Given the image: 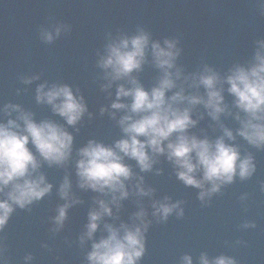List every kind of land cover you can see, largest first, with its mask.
<instances>
[{
    "label": "water",
    "instance_id": "95a60500",
    "mask_svg": "<svg viewBox=\"0 0 264 264\" xmlns=\"http://www.w3.org/2000/svg\"><path fill=\"white\" fill-rule=\"evenodd\" d=\"M140 32L149 36L145 63L129 77L111 80V69L100 66L108 45ZM45 33L52 34L50 42ZM165 40L175 42L179 50L169 71L181 73L166 96L183 87L184 95L206 99L202 85L190 87L193 78L198 81L205 69L220 78L217 88L222 89L225 112L213 120L203 104L190 106L184 101L178 106L191 107V117L197 121L186 134L213 143L223 137L225 143L237 147L241 158H253L255 171L244 179L237 174L231 183L201 200V191L211 185L205 182L203 189L185 185L166 152L153 156L155 163L149 171H141L134 159L124 157L133 175L124 182L128 197L117 206L110 192L80 187V149L89 141L114 147L125 138L119 120L130 113L111 107L117 89L133 87V78L149 92L158 86L163 70L154 63L151 44L166 47ZM260 42H264V0H0V123L13 119L22 128L19 112L4 111L6 105H19L35 122L51 121L73 137L70 156L62 164L50 165L29 143L40 165L33 178L43 175L52 187L24 208L13 205L0 228V264H90L93 243L109 234L105 225L120 229L122 235L121 225L143 226L135 215L141 210L147 230L145 252L137 264H185V256L191 257L192 264H201L202 255L210 264L221 256L232 258L235 264H264V146L258 148L238 134L246 114L236 107L226 82L236 67L248 69L255 63ZM41 84L45 90L66 85L75 96H82L87 109L82 118L68 125L51 105L38 102ZM119 102L130 104L131 97ZM225 128L234 139L224 135ZM175 138L174 134L171 140ZM196 177L202 179V171ZM65 178L70 183L67 199L60 194ZM137 184L150 190L149 194L140 195ZM10 190L11 186L0 193V200L7 199L5 193ZM100 200L108 203L112 215L102 216L88 238L89 213L99 210ZM161 203H179V207L164 219L154 215V205ZM65 204L70 205L66 217L57 225L58 210Z\"/></svg>",
    "mask_w": 264,
    "mask_h": 264
},
{
    "label": "clouds",
    "instance_id": "9594fccd",
    "mask_svg": "<svg viewBox=\"0 0 264 264\" xmlns=\"http://www.w3.org/2000/svg\"><path fill=\"white\" fill-rule=\"evenodd\" d=\"M44 38L50 42L53 36L45 33ZM164 43L166 47H161L158 42L151 44L154 63L163 70L158 86L149 92L133 78L130 80L133 87L126 89L121 85L117 89V100L111 107L117 110L128 109L130 113L119 120L125 138L116 141L114 147L89 141L86 147L80 149L81 159L77 161L80 187L101 193L110 192L112 203L117 206L120 200L128 197L124 182L133 175L130 166L124 163V157L134 159L141 171H149L155 163L153 156L166 152L168 159L179 169L177 176L185 185L201 189L205 182L211 185L206 191H201V200L219 191L222 184L231 183L237 174L244 179L255 171L253 158L250 155L241 158L237 147L225 143L223 137L213 143L208 139H198L186 134L197 121L191 117V107L178 106L184 101L190 106L203 104L213 120H218L220 114L225 112L222 89L217 88L220 78L211 69H205L198 81L193 78V85L190 87L202 85L206 89V99L197 95H184L183 87L170 97L166 96L168 91L176 87V80L180 79L181 73L179 70L175 73L169 71L174 68L179 55V50H175V42L165 40ZM148 46L149 36L144 32L121 38L108 45L107 54L101 57L100 66L111 69L108 73L111 80L129 77L145 63ZM226 82L229 85L228 92L235 97L236 107L246 114V118L240 121L242 127L238 134L258 148L264 146V42H260L255 63L248 69L236 67ZM45 88L44 84L37 88V101L51 105L53 111L64 117L68 125H75L87 110L83 97L75 96L66 85H53L47 90ZM122 97H131V103L119 102ZM10 108L20 113L17 119L23 122V127L13 119L0 123V193L11 186V190L5 193L7 199L0 200V228L7 223L14 210L13 205L24 208L51 190L52 185L46 183L43 175L35 178L32 176L40 165L29 149V143L35 146L40 157L50 165L66 161L73 143L72 135L62 126L51 121L37 123L32 119V114L23 112L19 105H6L4 111L8 113ZM237 119H240L239 115ZM174 134L176 138L173 141L171 137ZM224 135L229 139L235 138L227 128L224 129ZM141 137L144 139H140ZM149 149L152 155H149ZM198 171H202V179L196 177ZM136 187L140 195H148L150 192L145 191L140 184ZM69 189L70 183L65 178L60 188L63 198H68ZM75 202L77 201H73ZM98 203L99 210L89 213L86 233L88 238H92L96 232L102 216L112 215L108 203L103 200ZM69 206L65 204L59 208V214L55 218L57 225L63 224ZM154 207V215H161L166 219L179 207V203H161ZM135 215L141 219L143 226L121 225L122 235L120 229L105 225L109 234L93 243L88 255L90 264H137L145 252L144 232L147 224L143 223V210ZM184 261L185 264H192L189 256H185ZM201 264H210L204 255L201 256ZM214 264H235V261L221 256L216 258Z\"/></svg>",
    "mask_w": 264,
    "mask_h": 264
}]
</instances>
